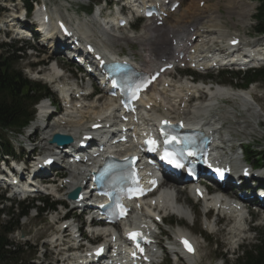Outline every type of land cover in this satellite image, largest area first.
Returning <instances> with one entry per match:
<instances>
[{
	"label": "bare ground",
	"instance_id": "obj_1",
	"mask_svg": "<svg viewBox=\"0 0 264 264\" xmlns=\"http://www.w3.org/2000/svg\"><path fill=\"white\" fill-rule=\"evenodd\" d=\"M133 0H129V2H132ZM153 2V3H157L160 2V0H135L134 1V6H135V10H139V6L142 5L145 2ZM185 1V0H183ZM199 1L201 0H189V4L186 8L184 9H180L179 11H181V16L177 18V20L173 23V25L171 26H163L160 28H155L153 27L151 24L147 23L143 26V28L141 29V31L138 34L132 35V34H124L121 33L119 31H117V27H115L113 25V23L117 22L120 18H122V16L120 14H117L116 17L114 19H112L111 21L105 22L104 23V28H100L99 27V32L104 35L106 32L104 30L107 31V35L105 36V41H101L106 47L110 48H106V50L101 49L99 50V52L101 54L104 55V57H113V49H112V45L110 43L112 42H116L115 44H119L120 42L123 43H129V42H135L137 44L140 45L141 49H140V53L142 54L143 59L141 60V63L143 64L144 67H153L156 63L155 57H156V52L160 51L162 48L164 47H169L170 43L168 40V35L170 33H174L179 31L182 27L187 26V22H185L186 18L187 19H197L202 20L204 18V14L206 13L207 9H208V5L204 8H199L198 4ZM230 1V0H229ZM239 0H233L232 2H237L238 3ZM143 2V3H142ZM156 5V4H155ZM220 15L216 14L215 17L211 18L210 20L212 22H214L217 25V32H221L222 36H213L212 30L209 29V27H202L203 30H196L195 34H199V39L198 42L196 44V46L194 47V49L196 50V54L195 55H191L194 59H204L208 53H213L215 51H217V47H215V43L216 42H223L226 40L224 33H226V29L223 28V25L220 23V19H219ZM9 21H6V23H8ZM10 23V22H9ZM13 24H17V22H14ZM84 28H80L79 32L81 31V33L83 35H85V37H89V33H91L92 31H90L88 28L86 29L85 25H83ZM210 32V33H209ZM113 51V52H112ZM116 51V50H115ZM115 54V53H114ZM131 55H133V53H131ZM115 58L117 57V59L119 58L118 56H114ZM158 58V57H156ZM157 64V63H156ZM204 64V63H202ZM48 72V81L51 82L52 84H55V82L57 81V78L61 79V74L59 73V70L57 68H55V66H51L47 69ZM36 78H39L40 74L39 72H36ZM65 77V75H63ZM58 82V81H57ZM218 86L211 88V87H200L199 84H194V86H192L191 89L187 88L188 82H184L182 84V90L186 91V92H190V91H194L195 95L198 93L201 96H206V99L203 101V103L201 104H193L192 106H190L189 108V115L190 116H201L204 120H206L208 123H210V129H213L214 125H212L213 122V118L214 115H212L213 111V105L219 100L221 99H227L229 101H236L241 103V105L244 108H247L248 110L253 109V111L258 112V109L255 107L256 100L254 98L253 95V91L250 89L245 90L244 92H239L236 91L230 87H224L222 84L217 83ZM57 85L59 86V83H57ZM180 88L179 85H177V87H175L172 92H171V99L165 98V104L161 105V107L164 109V107H168L169 103L167 100H171V101H177L178 97L181 96V94L176 91ZM207 88V89H206ZM62 91H65V88H61ZM111 100V99H110ZM107 103H101L100 102H93V103H88L82 106V108L76 109V108H70L67 110L66 113H64L61 117H58L56 121H54V123L52 125H50L49 127H47V130L44 132V138L43 140H46L48 138H50L52 135L57 134V133H67L71 136H74L75 139L79 138L81 135V130H86L87 123L84 121L85 116L87 113L92 112L94 115V119L95 120H102L105 118H111L114 122L117 121V117H116V113H117V106L115 103H113L112 101ZM149 100H153L155 102V106H158L156 100V97L154 96L153 98H150ZM181 101V100H180ZM67 103V102H66ZM169 105H171V103H169ZM192 107V109H191ZM40 108H42V106H40ZM187 108H181V105L178 106L177 108V112H180L179 114H181V112L183 114H185ZM223 110H221L220 112H222ZM158 113L156 110H152L149 111L145 116L147 118H149L151 124L153 125L154 123H152V121H154L156 119V117L158 116ZM187 116V117H190ZM143 117V116H142ZM178 117V116H176ZM94 121V120H93ZM91 121L90 125H92L94 122ZM104 121V120H103ZM89 128V127H88ZM50 129V130H49ZM49 130V131H48ZM109 140L107 142V144H109ZM82 173V166L78 167V168H74L71 171V177L68 180L62 181L61 184H63V187L65 189H69L71 190L73 187L76 186H80L83 182H84V177L80 176V174ZM33 187L34 186H30ZM49 189V188H48ZM47 189V190H48ZM85 189V188H84ZM83 189V190H84ZM28 190V192H31L28 188H26V191ZM39 191V190H38ZM57 191V192H56ZM58 188H54L51 187L48 192L53 193V194H57L58 193ZM92 191L88 192L86 191L85 194L86 196L91 195ZM144 206H147V210L149 211V213H156L157 207L156 208H152L149 205V202L152 203L151 201L148 200H139ZM156 201L158 203V205H162L164 203V207L166 208V210L172 211V213L177 214L181 217H188L189 213L187 211L188 209H191L193 212H195L197 214V208L194 204H191L190 201H187V199L185 201H182V198L179 195V191L178 194L175 195L174 193H168V192H163L162 194H160V196H158L156 198ZM101 202H103V199L101 200ZM100 202V203H101ZM162 202V204H161ZM187 206V207H185ZM139 207H136V209H138ZM162 209V206H161ZM163 210V209H162ZM141 211H143V209H141ZM235 221V220H234ZM242 225L240 226V228H236L235 226L228 228V236H230L231 238L234 237H240L242 233H244V231H242ZM222 231V230H220ZM212 232H215V230H213ZM230 233V234H229ZM105 232H102V235H104ZM199 246V244H198ZM62 245L61 244H57L53 247L52 250L49 251V256H52L53 254H57V255H61L62 252H64V249H62ZM199 250H197V254L198 255ZM196 256L194 258H196ZM194 264V263H191Z\"/></svg>",
	"mask_w": 264,
	"mask_h": 264
},
{
	"label": "rangeland",
	"instance_id": "obj_2",
	"mask_svg": "<svg viewBox=\"0 0 264 264\" xmlns=\"http://www.w3.org/2000/svg\"><path fill=\"white\" fill-rule=\"evenodd\" d=\"M47 1L49 2L50 7L53 10L58 11V13H60L61 16L67 17L68 19H72L74 17L79 16L80 19L83 21L85 19L87 20L90 19V17H86V16L84 18V13H83L85 11H89L90 9L89 3L93 1L98 3V1H101V0H47ZM241 1L244 3L242 10H239L241 15L237 13L228 14L227 2H221V4H219L218 0H208L207 3L209 5H213L212 6L213 8L218 7L220 9L222 15H221V18L219 17V19H221V23L225 27H227L229 31L234 32V31L240 30L242 33L249 34L250 30L252 31L253 26H250V25L244 26L243 24H246V22L242 23V21H244L243 10H244V7H246V5L248 4V3L246 4L248 0H241ZM187 5H188V0H186L185 7H187ZM127 30L125 29L124 32H126ZM140 30L141 28L139 27L137 32H139ZM127 33L128 31L125 34ZM249 35L252 36L254 35V33L251 32V34ZM0 36L3 38L4 36L3 33L0 34ZM126 44L127 43L120 42L119 44L115 45V48L117 49L120 48L122 51L127 52L129 46H126ZM129 45L130 46L132 45L134 49H136L137 47V45L135 44H129ZM37 47H38L37 49L38 50L40 49L41 51L42 47L41 46H37ZM39 58L47 59L48 55L47 54L41 55V57ZM35 59L36 58L29 56V54H26L23 59H19L18 61L14 62L15 67L17 69H22L24 73L26 74V76L33 79V75H34V72H36V70H34V68H32L30 65H32L31 63ZM62 66L64 69H66L65 75L67 77H71L70 73H68L67 71L70 69V67L67 66L66 64H63ZM49 67L50 65H47L46 68H42L43 73H47L48 75L47 69ZM235 75H236V72L231 73V74L228 73L227 76H221V74L214 73L213 75H210L208 77L198 76L197 80L204 79L205 81L206 79H209L210 81L212 80L213 82L217 81V82H222V83H226L230 85L231 84L234 85L235 83L241 84L242 81H237V80L235 81L234 79H232L234 78ZM211 76H213L214 78H211ZM40 77H44V75L41 74ZM46 79L48 80V76L46 77ZM37 81H39V79ZM42 82L46 83L45 80H42ZM50 86H52V84H50ZM254 87L255 89H252V90H253L255 99L257 100V103H259L260 107L262 108V114L264 115V82H260L258 83V85ZM106 99H107V96H103L101 102L102 103L106 102ZM196 102L198 101L193 100L191 104L193 103L195 104ZM199 102H202V100L201 101L199 100ZM240 104L241 103L236 102V101L232 103H229V102L226 103V106H225L226 110L225 112L223 111L222 113V119L224 123L226 124V127L239 137L240 142L251 144L254 147L259 148L258 150H264V127H263L264 126V116L260 115V118H259L257 117V113L253 111L248 112V111L242 110L243 108L241 107L242 105ZM230 107L234 109H231ZM92 117H93L92 112H90L89 114H87L85 120L89 121L90 119H92ZM216 117L217 118L221 117V114H219V116H215V118ZM56 120L57 119H55L54 121ZM54 121L52 122V124L54 123ZM2 134L4 136L2 138L3 142L8 141L9 144H11L13 147L15 146V148L18 146L19 137L18 139H16L17 137L15 133L2 132ZM20 139H23V138L20 137ZM42 145H44L43 142L39 143L37 153L41 151ZM47 146L48 145H46V148ZM237 151L238 153L241 154V150L239 148L237 149ZM41 152H46V150H42ZM238 157L241 158V155L238 154ZM181 198H182V201H185L187 199V201H190L191 204L194 203L190 198V194L186 190L182 193ZM9 205H10L9 202L5 204V206H8V207ZM198 209L199 207L197 206V210ZM199 212H200V209H199ZM34 216H35V210L32 209L28 216L21 219L20 229L17 232L10 235L11 240H13L19 246L24 247L20 251L21 252L19 256L20 260L23 259L24 261L23 264H58L59 263L58 260L62 258L61 255L60 256H57V255L49 256L46 254L44 255V250L46 248V246L44 245L46 244V241H48L51 238L54 232L57 231L58 227L53 226L49 220H46L47 218L46 215L39 216V217H34ZM52 216L54 215H51V217ZM174 219H176L179 223L183 224L185 226L184 229L187 231H190L196 237V240L198 244L200 245L199 246V253H200L199 260L201 261V264H221L222 263L221 259L219 258L220 255L225 254L228 250L230 251V249L232 248V245L230 244V239H227V237H230V236H228V234L226 233L227 232L226 230H224V232L210 233L211 229H208V230L206 229V224H205L204 217L202 214L199 218L198 223L196 222L194 225L189 217L184 219L179 216H174ZM7 220H8V217L6 216L2 217L0 224L5 223ZM262 221H263L262 217H259L256 221V222H260V227L258 223L256 222L251 225L256 226V228L258 229L264 228V226H261L263 225ZM164 230L167 233L168 238L172 240L174 236V231H176V227L165 226ZM22 233L25 234L24 237H22ZM199 233H201L202 236H200ZM204 236H209L211 242L203 241L202 237ZM245 236L247 237V240L243 242L242 246H245V245L251 246L252 244L256 242L257 235L255 233L251 232L249 234H246ZM26 244H31L32 247L31 248L27 247ZM50 249L52 248H49L47 250H50ZM238 254H240V249L234 255H231V252H229V255H226L225 258L228 260L230 264H235L236 263L235 259L237 258ZM30 258L32 259L30 260ZM0 264H18V263L16 262L15 258L9 257L7 259H4L3 261H0Z\"/></svg>",
	"mask_w": 264,
	"mask_h": 264
},
{
	"label": "trees",
	"instance_id": "obj_3",
	"mask_svg": "<svg viewBox=\"0 0 264 264\" xmlns=\"http://www.w3.org/2000/svg\"><path fill=\"white\" fill-rule=\"evenodd\" d=\"M261 5L257 14V32L264 33V0H260ZM29 6H31L29 4ZM4 53L0 54V132H20L33 118V106L42 97L49 95V90L39 83L27 79L21 70L14 66V62L20 55L17 54L21 48L14 45H2ZM12 52V54H10ZM264 80V70L249 72L245 74V85L251 81ZM4 137L0 133V139ZM4 148L8 150L7 144ZM253 148L248 147L247 153H251ZM264 163V152L261 153ZM259 162V160H257ZM47 205L54 207L53 203L46 200ZM28 207L22 209L26 211ZM0 210V214H1ZM18 226L16 221H8L0 224V260L9 255L13 256L16 252L11 250L13 243L8 239V233ZM237 264H264V231L260 235L259 243L250 250H246Z\"/></svg>",
	"mask_w": 264,
	"mask_h": 264
},
{
	"label": "snow or ice",
	"instance_id": "obj_4",
	"mask_svg": "<svg viewBox=\"0 0 264 264\" xmlns=\"http://www.w3.org/2000/svg\"><path fill=\"white\" fill-rule=\"evenodd\" d=\"M149 15H151V13H149ZM150 143L153 145V147L151 148V150L152 151H155V141H151ZM168 158L169 157L166 154L165 157H164V159H168ZM177 166L179 167V166H182V165H177ZM217 171H221V173H222V170H219L218 169ZM140 235H141L140 233H130L131 238L134 239V240L137 239V237L140 236ZM184 243H185V246L188 248L189 251H193V249H192V247H191V245H190V243L188 241L185 240ZM137 246H139V245H137ZM141 251H143V249H141Z\"/></svg>",
	"mask_w": 264,
	"mask_h": 264
},
{
	"label": "water",
	"instance_id": "obj_5",
	"mask_svg": "<svg viewBox=\"0 0 264 264\" xmlns=\"http://www.w3.org/2000/svg\"><path fill=\"white\" fill-rule=\"evenodd\" d=\"M72 141V138L69 136H65L62 134H56L54 135L53 139L51 142H56L58 144H67L70 143ZM76 194L71 195V197H75Z\"/></svg>",
	"mask_w": 264,
	"mask_h": 264
}]
</instances>
